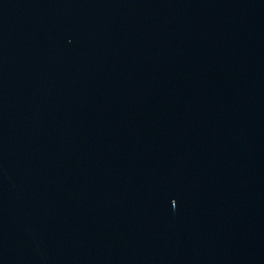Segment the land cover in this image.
Returning <instances> with one entry per match:
<instances>
[{
	"label": "water",
	"instance_id": "water-1",
	"mask_svg": "<svg viewBox=\"0 0 264 264\" xmlns=\"http://www.w3.org/2000/svg\"><path fill=\"white\" fill-rule=\"evenodd\" d=\"M0 264H264V0H0Z\"/></svg>",
	"mask_w": 264,
	"mask_h": 264
}]
</instances>
